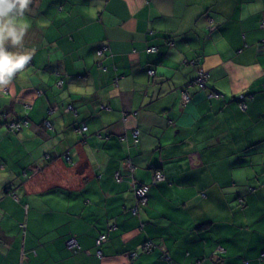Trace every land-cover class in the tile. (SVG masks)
I'll use <instances>...</instances> for the list:
<instances>
[{"label": "crops", "instance_id": "crops-1", "mask_svg": "<svg viewBox=\"0 0 264 264\" xmlns=\"http://www.w3.org/2000/svg\"><path fill=\"white\" fill-rule=\"evenodd\" d=\"M29 9L55 24V69L12 80L0 106L8 121L27 114L13 132L0 119V264H128L123 252L148 239L155 248L131 264H264V0H36ZM31 58L48 65L39 51ZM199 69L206 85L186 87L184 103ZM158 169L164 179L133 214V184Z\"/></svg>", "mask_w": 264, "mask_h": 264}, {"label": "built area", "instance_id": "built-area-1", "mask_svg": "<svg viewBox=\"0 0 264 264\" xmlns=\"http://www.w3.org/2000/svg\"><path fill=\"white\" fill-rule=\"evenodd\" d=\"M207 23H213V19L211 17H207ZM209 26L210 25L208 24V27ZM261 26H264V17L261 20ZM105 49H106V47H100L97 50V54L98 55H102L104 53ZM156 50H157L156 46H149L146 49L147 52H153V51H156ZM27 64H30V61ZM27 64L25 65V67L27 66ZM99 64H100V62H99ZM147 73L150 76H154L155 75V71L153 69H151V68H149L147 70ZM208 78H209L208 71L203 70V69H199V73H198L197 77L191 82V84H189V83L184 84V88H183L182 93H181L182 101L185 103L190 98V95L188 94V92L185 91L186 87H188V86H190L192 84H197L199 87L203 88V87H205ZM58 84H62V81L59 80ZM263 88H264V84H263ZM4 90L7 91V88H5ZM209 96L217 98V97H220L221 94L219 92H217V91L212 90V91L209 92ZM237 102H238V106L241 109L244 110L246 108V103L244 101V95L243 94H240L238 96ZM72 109H73V107L70 104H68L66 106L65 110L68 111V110H72ZM73 111H74V114H77L76 110H73ZM43 123L46 126L51 127V124H50V122L48 120H44ZM11 124H12V126H14V125L18 126V124H14V123H11ZM86 129H87L86 125H83V126L79 127L77 130H78V132L82 133V132H85ZM138 132H139L138 129L133 130L134 140H136V136H138ZM47 157H48V154H47ZM64 158L69 161V156L67 154H64ZM131 170L133 171V168H131ZM115 178L119 179L118 173L115 174ZM163 179H164V174H163V172L161 170L158 169V170H155V172L153 173L149 183H139V182H137V183L133 184L134 194H135V197H136V202H135L134 206H132L131 209H130L133 214H137L138 209L140 207H144V206L147 205L148 193H149L150 186L152 184H155L158 181L163 180ZM106 238H107V235L105 233L99 234V236L96 239V244L97 245H101V243L104 242L106 240ZM66 247L71 252H77L80 249V245H79L77 239L75 237H72V236L67 239ZM154 247H155V245L153 244V242L148 240V241H145L144 243H141V244L137 245L135 249L130 250V251H126L124 253V255L129 260L128 264H131V262L140 253H142V252H150V251H152L154 249ZM222 251H223V248L219 247V252H222ZM97 254L101 255L100 250L97 251ZM260 257L264 258V251L261 253Z\"/></svg>", "mask_w": 264, "mask_h": 264}, {"label": "rangeland", "instance_id": "rangeland-1", "mask_svg": "<svg viewBox=\"0 0 264 264\" xmlns=\"http://www.w3.org/2000/svg\"><path fill=\"white\" fill-rule=\"evenodd\" d=\"M18 23H22L27 26V31L23 39V44L22 46H15V47L11 46L10 44H6V47H8V49L12 52H23L25 54H28V53L33 54L39 51L42 53V55L43 54L46 55L47 57L46 61L48 63V65H46V67L42 69L39 64H34V65L33 63L31 65L27 64V69L24 68L20 70L19 72L16 73V75L13 78V81H15L17 84H20L22 79H27L29 77L34 78L35 76H38L37 72L41 74V73L53 71L55 69L51 67L55 64V59H52V55H53L52 51L54 48L52 47V44L50 43V40H52L54 37L53 35H55V24L53 23L51 19L46 18V12H41L40 14L36 16L35 11L31 14L30 9L26 11L23 17L18 18ZM42 34H44L43 37H42ZM39 46H43V47L40 48ZM47 77H48V81H46V83H48L50 87H52V93L53 95H55L54 77H51L49 73ZM41 84L42 83L39 81L37 85L41 86ZM42 87L44 89L47 88L46 84H43ZM2 91L3 92H0V106L1 107H3L4 104H7L5 103V101H9V98L12 93L11 91L10 92H7L6 90H2ZM29 110L30 109H27V112H29ZM8 116L9 114L1 115L0 113L1 120H4V117H8ZM2 127H4V125L0 126V128ZM47 173L49 172L47 171Z\"/></svg>", "mask_w": 264, "mask_h": 264}, {"label": "clouds", "instance_id": "clouds-1", "mask_svg": "<svg viewBox=\"0 0 264 264\" xmlns=\"http://www.w3.org/2000/svg\"><path fill=\"white\" fill-rule=\"evenodd\" d=\"M32 0H0V90L8 87L17 72L31 60V54L12 52L6 47L22 46L27 26L18 23Z\"/></svg>", "mask_w": 264, "mask_h": 264}, {"label": "trees", "instance_id": "trees-1", "mask_svg": "<svg viewBox=\"0 0 264 264\" xmlns=\"http://www.w3.org/2000/svg\"><path fill=\"white\" fill-rule=\"evenodd\" d=\"M36 2V0H32V3L29 5V8H31L32 6H34V3ZM30 65L32 64V58H31V60H30ZM25 68H27V66L25 67ZM24 69V68H23ZM59 80H61L62 81V84H63V82H64V80L63 79H58L57 80V85L58 86H61L62 84H58V81ZM237 100H238V98H237ZM70 104V103H69ZM68 105V104H67ZM66 105V106H67ZM72 107H73V105L72 104H70ZM49 109H50V107H48ZM48 109V110H49ZM65 109H66V107H65ZM73 110H76L74 107H73V109L72 110H68V111H73ZM66 111V110H65ZM49 115H50V113H48ZM48 116V115H47ZM25 117H27V114L26 115H24V117L23 118H20V120H12V121H8L7 119H4V124H5V126H6V128H7V130L8 131H10V132H13V131H17L20 127H21V123H27L26 122V118ZM44 120H48L49 122H50V124H51V127H52V123H51V121H50V119L48 118V117H45L44 119H43V121L42 122H44ZM11 123H14V124H18V126L16 125H14V126H12V124ZM44 124V123H43ZM45 125V124H44ZM46 126V125H45ZM46 127H49V126H46ZM51 127H49V128H51ZM101 234V233H100ZM148 240H150V241H152L151 239H148ZM148 240H146V241H148ZM145 242V241H144ZM144 242H142V243H144ZM153 242V241H152ZM153 244L155 245V243L153 242ZM155 248V247H154ZM126 252V251H125ZM125 252H123V253H125ZM132 263V262H131Z\"/></svg>", "mask_w": 264, "mask_h": 264}]
</instances>
